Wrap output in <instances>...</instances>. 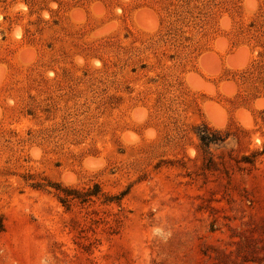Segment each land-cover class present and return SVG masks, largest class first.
Segmentation results:
<instances>
[{"label": "rangeland", "instance_id": "374dc122", "mask_svg": "<svg viewBox=\"0 0 264 264\" xmlns=\"http://www.w3.org/2000/svg\"><path fill=\"white\" fill-rule=\"evenodd\" d=\"M0 264H264V0H0Z\"/></svg>", "mask_w": 264, "mask_h": 264}, {"label": "trees", "instance_id": "16d2710c", "mask_svg": "<svg viewBox=\"0 0 264 264\" xmlns=\"http://www.w3.org/2000/svg\"><path fill=\"white\" fill-rule=\"evenodd\" d=\"M33 186V185H32Z\"/></svg>", "mask_w": 264, "mask_h": 264}]
</instances>
